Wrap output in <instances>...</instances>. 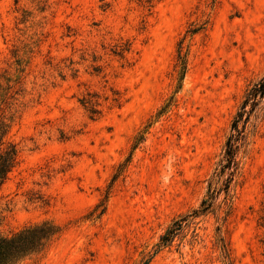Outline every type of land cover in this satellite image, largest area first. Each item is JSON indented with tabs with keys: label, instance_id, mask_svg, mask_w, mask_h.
I'll return each mask as SVG.
<instances>
[{
	"label": "rangeland",
	"instance_id": "374dc122",
	"mask_svg": "<svg viewBox=\"0 0 264 264\" xmlns=\"http://www.w3.org/2000/svg\"><path fill=\"white\" fill-rule=\"evenodd\" d=\"M263 76L264 0H0V118L18 149L0 234L59 227L22 264H143L199 207ZM238 157L231 212L221 194L148 264H228L220 235L231 264H264V100Z\"/></svg>",
	"mask_w": 264,
	"mask_h": 264
},
{
	"label": "trees",
	"instance_id": "16d2710c",
	"mask_svg": "<svg viewBox=\"0 0 264 264\" xmlns=\"http://www.w3.org/2000/svg\"><path fill=\"white\" fill-rule=\"evenodd\" d=\"M179 59L183 74L186 68V59L185 55L182 54V50L179 52ZM263 100L264 76L252 83L246 90L244 98L233 117L223 156L209 179L207 193L199 207L172 222L165 233L161 235L154 252L143 264H148L154 254L171 245L190 218L205 215L212 211L221 194H223L222 204L227 208L226 214L228 215L231 212L233 208L230 193L231 186L240 169L238 153L246 142L247 124ZM82 103L90 106L92 112H97L93 99L85 97ZM9 126L6 120L0 118V188L18 164L16 145L6 141ZM141 139L142 137L139 141ZM59 234V227L50 221L28 225L10 235L0 234V264H22L27 258L44 252ZM219 243L226 262L231 264L230 249L221 235Z\"/></svg>",
	"mask_w": 264,
	"mask_h": 264
}]
</instances>
